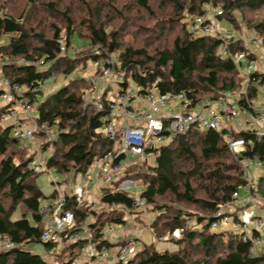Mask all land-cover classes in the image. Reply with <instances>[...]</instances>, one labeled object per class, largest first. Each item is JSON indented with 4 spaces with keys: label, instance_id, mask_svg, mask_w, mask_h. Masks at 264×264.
<instances>
[{
    "label": "trees",
    "instance_id": "1",
    "mask_svg": "<svg viewBox=\"0 0 264 264\" xmlns=\"http://www.w3.org/2000/svg\"><path fill=\"white\" fill-rule=\"evenodd\" d=\"M163 1L171 2L173 8L166 18L156 19L154 29L157 28L162 35L175 31L179 26L180 33L171 45L155 48L154 57H150L147 50L124 44L119 30L108 29L109 18H103L106 7L111 18L126 17L111 0L96 1L95 7L89 1L83 2L87 16L91 17L86 24L88 36L82 35V31L73 26L70 8L60 13L53 1L41 3L43 8L65 18V44L59 27H53V34L49 37L45 31L34 34L35 26L44 25L39 16L38 0H29L31 6L22 11L20 17L7 13L6 8L0 5V39L5 40L0 46L2 76L12 85L25 89L33 108L38 96L43 94L45 83L56 73L73 75L92 57L98 62L96 74H100L107 59L117 51V66L124 71L123 81L120 82L124 92L129 88L126 77H130L140 94L146 95L154 90L172 97L181 94L188 109H194L227 92L241 90L237 99L239 107L254 114L255 100L264 87V69L258 71L250 67L259 59L258 56L242 37H231L228 53H224V37L220 36V32L216 35L199 33L192 26L196 24L197 17L206 14L209 5L221 6L222 13L216 17H226L235 26L237 12L260 11V18L248 22V25L259 34L264 51V0ZM134 2L139 8L152 12L150 0ZM210 22L211 19L204 20L203 25ZM143 30L146 33L151 31L150 28ZM75 33L86 36L84 38L89 39L97 49L82 58L64 53L61 47L70 49L71 37ZM33 38L35 41H32ZM241 52H245L246 57L237 60ZM245 60L249 64L248 71L244 69ZM88 76L75 75L63 83L39 102L33 113L39 124H50L58 131L56 139L42 145L43 149H49L51 144L53 146L46 162L47 169L56 168L66 174H87L96 158L115 149L116 141L105 133L112 120V100L104 92L100 98L101 106L87 101L89 91L95 86ZM8 107L0 109V119L8 112ZM16 126V123L3 126L0 120V234L14 243L11 248L0 249V264H51L30 249L31 243H43L48 251H56L52 243L41 240L44 226L39 210L46 202L44 199L49 197L35 183L36 176L41 172H35L29 166L35 154L21 147L23 140L13 135ZM229 133L236 138L252 139L253 144L246 151L236 154L229 147ZM244 156L264 161V137L257 136L252 129L219 131L201 128L196 123L161 146L160 153L152 160L153 164L147 159L134 163L135 159L128 158L130 164L121 179L111 186L102 187L100 203L108 210L103 209L99 214L89 212L86 203L79 204L74 195L69 194L64 209L73 211L78 223L89 225L98 247L117 246L122 242L109 243L101 237L112 224L124 223L125 211L134 208L137 197L121 189L120 183L125 180L139 181L145 185L139 197L154 208L155 219L151 223L153 236L163 242L173 241L186 249L199 246L206 257L195 259L185 248L159 251L154 244L144 246L138 239L136 242L142 243L143 250L124 262L113 264H209L211 257L215 258L216 264H264V250L252 251V239L245 241L241 234L230 230L211 231L208 227L199 229L191 226L193 218L198 221L206 217L214 218L218 205L232 200L238 186L246 183ZM125 160L126 154H120L114 162ZM258 183L260 192L264 194V173L258 177ZM56 195L55 189L50 198ZM180 204L195 206L202 212L193 215ZM90 214L96 217L94 221L87 220ZM176 229L182 231L179 238L162 239ZM86 244V240H80L65 246L64 250L70 249L74 256V250L78 248L82 251ZM62 264L76 263L74 258H70Z\"/></svg>",
    "mask_w": 264,
    "mask_h": 264
},
{
    "label": "built area",
    "instance_id": "2",
    "mask_svg": "<svg viewBox=\"0 0 264 264\" xmlns=\"http://www.w3.org/2000/svg\"><path fill=\"white\" fill-rule=\"evenodd\" d=\"M221 13V6L209 5L206 14L197 17V22L192 26V29L199 33L206 32L216 35L217 32L211 31V22L204 25L203 23L204 20L211 19V14L216 16ZM230 38H224V53H228ZM4 42V39H0V46ZM61 48L63 51L65 46ZM118 56L119 52H114L107 59V64L102 67L101 74L95 72L88 76L95 82V86L89 91L87 99L89 98V101L95 105L101 106L102 91L99 82L102 78L105 76H112L115 80L123 78L121 71L118 75H114ZM245 57L246 53L241 52L237 55V60ZM250 67L253 68L254 64H251ZM118 93V97L111 103L112 120L105 129V133L115 141H118L119 134L120 147H115L114 150L105 153L102 157L96 158L93 163L94 167L99 168V176L105 183H108V186L121 179L124 173L122 172L123 169L125 170V167L130 164L129 157H131L129 159L135 160L136 158L138 160H154L160 153L161 146L169 143L174 135L187 131L194 124L197 123L201 128L206 129L231 130L233 129L230 125L231 122L238 121L242 114V109L237 103L238 91L227 92L223 96L207 101L194 109H188V104L183 102L184 97L181 94L172 97L154 90L149 94L142 95L138 92V88L134 96L129 97L124 91ZM174 103L179 104L180 111L175 112L173 110ZM17 105L25 108V118H28L31 123L30 125H28L29 123L23 124L19 120L13 130V135L33 143L32 148H30L31 152L35 155L39 153L40 156L39 159L33 158L29 166L35 172H42L46 166L41 152L42 145L46 141L56 139L58 131L55 126L50 124H39L32 114L30 99L25 94V89L18 85H12L9 80L0 76V109L9 106L7 108L9 113L15 117H20L15 111ZM141 108L144 110L140 112ZM0 120L4 122V116ZM249 126V129H252L257 136L264 137V107L255 108ZM40 134L46 136L41 137ZM38 137L42 138V141L35 144ZM227 138L230 149L236 154L246 151L253 144L252 139L236 138L232 133H229ZM52 148L51 144L48 150L52 151ZM120 154H126L127 160L115 163V158ZM242 161L246 169V183L238 186L233 193L232 200L218 205L214 218L206 217L201 221L193 218L191 226L199 229L208 227L211 231H234L241 234L245 241L252 239L254 244L264 245V194L260 192L258 183V177L264 173V161L250 156H244ZM132 186H135V182L131 180L120 183V188L123 190ZM56 194L55 200L41 204L39 210L44 226L41 240L45 243H52L56 247V251L61 246L86 240L87 244L81 253L83 256L81 264H112L108 260L111 254L116 263L124 262L139 251V243L135 239L126 240L115 246V252H110V249L105 246L98 247V241L94 239V232L89 225L86 222L78 223L75 213L69 209H64L68 193L63 182L57 181ZM73 195L79 204H83L84 200L87 201V196H91V191L76 185ZM133 206L140 210L149 207L145 199L141 197L135 199ZM228 226L232 227L228 228ZM181 233L180 229H176L162 239L167 241L171 238H179ZM112 237L114 238L111 225L106 229L101 239L110 243ZM13 246L14 243L9 237L0 234V247L11 248ZM254 250L253 246L252 251ZM101 256L104 257V260L100 259Z\"/></svg>",
    "mask_w": 264,
    "mask_h": 264
},
{
    "label": "rangeland",
    "instance_id": "3",
    "mask_svg": "<svg viewBox=\"0 0 264 264\" xmlns=\"http://www.w3.org/2000/svg\"><path fill=\"white\" fill-rule=\"evenodd\" d=\"M40 4L39 5V16L40 19H42L44 25L43 27H37L35 26V32L34 34L37 35V33H41L45 31L46 36H51L53 34V27H59V29L63 33V42L65 44L66 40V20L62 15H56L53 14V12L48 11L47 9L43 8L41 3L45 1H53L56 4V9L60 13H65L67 8H70L71 11L69 12V16L71 17V20L73 21V26L82 31V35H85L88 33V30L86 28V24L88 23L87 21L90 20L91 17L87 16V11L85 10V7L83 5L84 1H89L92 3L93 7L96 6L94 2H98L99 0H38ZM107 1V0H106ZM114 3H113V2ZM112 4H116L117 7L120 9L123 15L127 17H113L111 18L108 12V7L105 8L106 13L103 18H111V20H107L110 23V29H116L119 30L123 35V42L126 45H132L135 46V49H144L147 50L150 53V57H154V49L157 47H162L166 45H171L174 37L180 33L179 26L175 29L173 32L169 33H164L160 35L159 31L157 28L154 29V26L156 25V19L164 17L169 15L171 13L173 4L168 1H163V0H150V3L152 5V12H149L147 10L139 8L134 0H111ZM0 5L5 7L6 12L13 14L17 17H20L22 11H27L29 7L31 6L29 0H0ZM118 9V10H119ZM261 12L257 11H245V12H237L235 14V18L237 19V24H235L229 20L226 17L220 18L216 17L214 14H211V31L212 32H220V36L224 38H240L242 37L245 41L246 44L253 45L252 49L255 52V56L259 59L254 61V67L252 70H263L264 69V51L262 49V46L260 45V38L259 34L255 32L251 27H249L248 22L255 21L260 18ZM38 16V17H39ZM91 21V20H90ZM237 27V28H236ZM150 28L151 31L145 32L143 29H148ZM125 29V31H124ZM88 36V34H86ZM86 37V36H84ZM80 36L78 33H75L71 37V46L70 49H65L63 50L64 53H69L70 56H78L79 58H82L85 54L91 55L93 51H95L97 48L91 44L90 40L87 38H84ZM32 41H35L34 38ZM263 61V62H262ZM103 63V61H101ZM262 62V63H261ZM48 67V66H47ZM98 68V62L92 57H89L86 62L78 67V69L75 71L73 75H65L63 73H56L55 77H52L49 79L44 87H43V94L39 95L37 98V101L34 102L33 110L36 112V107L41 102L47 95L50 93L54 92L57 90L60 86L63 85V83L68 82L73 78L75 75H90L96 72V69ZM115 71L114 75H118L120 71L123 73L124 76V71L119 67L115 66ZM244 69L246 71L250 70L249 69V64L248 61H244ZM102 70H100V74L102 73ZM127 82L129 83V88L127 89V95L134 96L137 93V86L134 80H132L130 77H126ZM100 81V80H99ZM123 81V78L119 80H115L114 77L112 76H105L104 78L101 79L99 82L100 89H109L108 90V97H117L116 93L123 92L122 91V86L120 82ZM106 83H108L107 88H106ZM103 87H102V86ZM244 88H242L243 90ZM102 91V90H101ZM241 92V90H239ZM116 95V96H115ZM89 101V98L87 99ZM179 107V104L174 103L173 104V110H176ZM259 107H264V87L262 88L261 93L259 94L258 98L255 100V108ZM35 108V109H34ZM144 109L141 108L140 112L143 111ZM15 111L19 113L23 112V108L21 106H16ZM180 111V110H177ZM8 111L6 113V118L14 117L12 114L9 113ZM249 117L251 119L252 113L246 112L242 110V114L239 117L238 121L231 122V126L234 127L236 131H239L242 129H248L249 125L247 123H244L243 126L240 125V122L243 120L246 121V117ZM251 116V117H250ZM28 117V116H27ZM30 118V117H29ZM19 117H16L17 122L19 121ZM28 125H30V121L27 119ZM3 126H7L8 122H2ZM37 140L35 141V144H38L40 141H42V138H36ZM118 141H116V146L115 147H120L119 140L120 136L118 134ZM25 147L26 150L31 153L30 148H32L33 143L24 141L21 143V147ZM42 157L45 162H47V159L51 153L50 150L48 149H42ZM39 153L35 155L36 159H39ZM131 158V157H129ZM142 161L141 159L135 160L134 163H138ZM149 163L153 164V161L150 160ZM127 167H125L126 170ZM123 169L122 172L125 171ZM99 168L97 167H92L88 171L87 174L84 173H75V172H70V173H63L57 170L56 168H50L47 169L45 166L44 170L36 176L35 183L36 185L42 190L45 196L49 197L47 199H44V201H51L55 200V198H50V196L54 193L56 189V184L57 181L63 182L67 192L69 194H73L75 186L79 185L82 188L86 190H92L94 193L97 191V189L100 190L104 185L108 186V183H105L103 179L99 176ZM131 189V190H130ZM145 189V185L142 184L141 182L137 181L135 182V186H132L131 188L127 189V191L134 193L133 195L135 197H139L141 192ZM101 192V190H100ZM102 194L100 193V196ZM88 199H90L91 204L84 200L83 204L86 203L88 206L89 212H95L97 214L101 213L103 209H107V207H104L100 203V198L97 199L95 195L92 196H87ZM96 200V201H95ZM93 201V202H92ZM165 202V201H164ZM166 203V202H165ZM168 203V202H167ZM172 205H177L175 203L169 202ZM183 209L188 211V213H193L198 215L199 213L201 214V210L196 208L195 206H190V205H185V204H180ZM91 210V211H90ZM110 214L109 212H106ZM19 213H17L18 215ZM105 214V213H104ZM102 215V218L105 219V216ZM20 216V214L18 215ZM96 217L93 216V214H90L88 216V221H94ZM124 218L125 222L122 224H112V229L113 231L116 230V232H121L122 237L118 240L119 242H125L128 240V237L132 233H136V230L141 227H146L147 229V234L151 235L152 244H154V248H156L159 251H164L166 249L170 251H179L180 249H184L185 247H181L180 245L176 244L173 241H168V242H163L161 240H158L153 233V230L151 229V223L155 219V212L153 207H147L145 210H140L138 208H132L128 209L124 213ZM117 241V242H118ZM138 243V242H137ZM143 243V242H142ZM141 242H139V251L143 250L144 246H150L152 245L150 242L143 243L144 246L142 245ZM67 246V245H66ZM262 245L254 244V252H260L264 250V247H262L260 251L259 247ZM64 246H61L57 249V251H48L47 248L43 243H31L30 244V249L37 253L40 254L44 259L49 261L51 264H62L65 259H70L74 258L76 264H81L83 261V256H81V253L83 251L79 250L76 248L74 250L75 255L71 253L70 249H67L66 251L64 250ZM0 249H7L5 247H0ZM115 249V247H114ZM64 250V251H63ZM113 250V249H111ZM187 252L190 253V255L197 259V258H204L206 257L204 255L203 249H201L199 246L198 247H193V248H188ZM101 260H104V257L101 256ZM109 260H115L114 256L111 254L109 255ZM209 264H216L215 258L211 257L209 258Z\"/></svg>",
    "mask_w": 264,
    "mask_h": 264
},
{
    "label": "crops",
    "instance_id": "4",
    "mask_svg": "<svg viewBox=\"0 0 264 264\" xmlns=\"http://www.w3.org/2000/svg\"><path fill=\"white\" fill-rule=\"evenodd\" d=\"M247 46H249V47H253V45H250V44H248ZM263 62V61H262ZM261 62V63H262ZM0 76H2V73H1V69H0ZM107 85H108V83H106V88H107ZM102 86V85H101ZM103 87V86H102ZM101 90H102V92H101V94H103L104 92H107L108 93V90L109 89H104V88H101ZM118 94L119 93H116V95H117V97H118ZM115 95V96H116ZM107 96H108V94H107ZM109 98V97H108ZM110 100H115L116 99V97H114V96H112V97H110L109 98ZM22 107V106H21ZM23 108V112L22 113H19V115L18 116H20L19 118V120H21V121H23L24 123H27V119L28 118H25L26 117V112H25V108L24 107H22ZM35 109V108H34ZM177 110H181V108H177L176 110H175V112L177 111ZM247 112V111H246ZM34 113V110L32 109V114ZM251 117V116H250ZM252 117H253V114H252ZM252 117H251V119H252ZM6 118V114L4 115V122H8V125H11V124H15V123H17V120H16V117L14 116V117H10V118H7V119H5ZM251 119H249V117L247 116L246 117V121H244L243 120V122L241 121L240 122V125L241 126H243V124L244 123H247L248 125H249V122L251 121ZM23 123V124H24ZM233 127V126H232ZM249 128H250V126H249ZM248 128V129H249ZM233 129H234V127H233ZM242 129V128H241ZM235 130V129H234ZM35 158V157H34ZM104 186H106V185H104ZM103 186V187H104ZM100 190H101V192H100ZM100 190L99 189H97V191H95V193L92 191V190H90L91 191V196L92 195H95V196H98V197H95V198H97V199H101V196H100V193L102 194V188H100ZM68 193V192H67ZM69 194V193H68ZM69 195H73V194H69ZM87 202H89V203H91V201H90V199H88V197H87ZM96 201V200H95ZM93 202V201H92ZM232 226H228V228H231ZM123 231V230H122ZM122 231H120V232H116V230H114L113 231V235H114V238L112 237L111 239V241H110V243H115V242H117L121 237H122V234H121V232ZM147 229H146V227H141V228H138L137 230H136V233L134 232V233H132V234H130V236L128 237V240L129 239H135V240H140L141 242H145V243H151L152 242V240L153 239H151V235L150 234H147ZM117 238V239H116ZM106 247V246H105ZM114 247L115 246H112L111 248H109L110 249V252H115V249H114ZM262 247H264V245H262V246H260L259 247V250L258 251H260V250H262L263 248ZM262 248V249H261ZM111 249H113V250H111ZM109 260V259H108ZM110 262H112V264L113 263H116L115 262V260H109Z\"/></svg>",
    "mask_w": 264,
    "mask_h": 264
}]
</instances>
